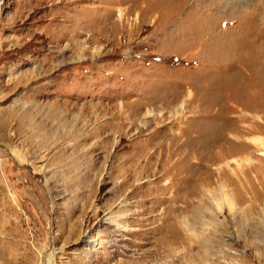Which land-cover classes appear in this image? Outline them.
<instances>
[{
	"label": "rangeland",
	"instance_id": "374dc122",
	"mask_svg": "<svg viewBox=\"0 0 264 264\" xmlns=\"http://www.w3.org/2000/svg\"><path fill=\"white\" fill-rule=\"evenodd\" d=\"M0 264H264V0H0Z\"/></svg>",
	"mask_w": 264,
	"mask_h": 264
},
{
	"label": "bare ground",
	"instance_id": "6f19581e",
	"mask_svg": "<svg viewBox=\"0 0 264 264\" xmlns=\"http://www.w3.org/2000/svg\"><path fill=\"white\" fill-rule=\"evenodd\" d=\"M191 146H189V145H186V144H184L183 142L181 143L180 142V144H173V145H170L169 147H167V151H166V153H162V157H160V158H158V157H155V158H153L152 157V159H150V161H148V165H152L153 164V162L155 161L157 164L156 165H158L162 170H163V175L165 176L166 175V173H168V168H167V166H166V163H169V159L171 158V159H174V160H176V159H180V158H184L185 156H186V158H187V155H185V150H188L189 148H190ZM154 162V163H155ZM174 162V161H173ZM173 164V163H172ZM154 165V164H153ZM169 166V165H168ZM173 170V169H172ZM170 173V172H169ZM173 174V173H172ZM184 176V175H183ZM173 183L170 181V182H168L166 185H168V186H171ZM167 187V186H166ZM162 188V187H161ZM160 188V189H161ZM176 189V188H175ZM162 190H163V188H162ZM165 190H167V189H165ZM177 190V189H176ZM162 193H163V191H162ZM174 195V194H173ZM175 196H172L171 198H167L168 199V201H169V204L171 205V203L173 204V206L174 205H176L177 204V198H174ZM116 200V198H114L113 199V201H115ZM167 201V200H166ZM180 201V200H179ZM169 205V206H170ZM169 206H166V212H165V214L166 215H168L169 214ZM173 209H175V210H177V211H179V207L177 206V207H174ZM110 222H112V221H110Z\"/></svg>",
	"mask_w": 264,
	"mask_h": 264
}]
</instances>
